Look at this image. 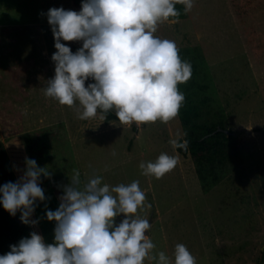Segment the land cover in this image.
<instances>
[{
    "label": "rangeland",
    "instance_id": "rangeland-1",
    "mask_svg": "<svg viewBox=\"0 0 264 264\" xmlns=\"http://www.w3.org/2000/svg\"><path fill=\"white\" fill-rule=\"evenodd\" d=\"M246 1L194 0L186 19L163 22L154 33L175 41L199 66L195 80L207 86L200 97L209 99V118L222 119L229 133L250 132L233 138L240 165L229 166L220 182L203 188L192 159L171 143L184 136L179 112L167 124L129 127L106 124L99 113L81 120L78 102L69 108L45 96L56 51L47 12H78L70 0H0V141L8 169L16 177L14 151L51 174L40 177L46 200L37 202L32 214L38 223L25 224L31 232L46 245L54 243L55 222L45 213L59 207L63 186L77 170L81 186L92 176L110 187L139 181L151 207L137 214L151 225L146 235L155 244L152 255L164 252L174 262L175 247L183 244L196 264H258L264 250V0L250 6ZM61 43L73 53L82 47V42ZM162 153L178 157L175 168L161 179L143 175L140 163ZM123 219L116 217L114 226ZM144 264L156 261L146 258Z\"/></svg>",
    "mask_w": 264,
    "mask_h": 264
},
{
    "label": "clouds",
    "instance_id": "clouds-1",
    "mask_svg": "<svg viewBox=\"0 0 264 264\" xmlns=\"http://www.w3.org/2000/svg\"><path fill=\"white\" fill-rule=\"evenodd\" d=\"M190 11L194 0H83L79 12L52 8L47 12L55 53L54 78L47 81L46 97L72 108L78 118H102L115 110L122 125L167 124L179 112L184 95L178 85L191 77V64L183 61L175 41L154 35L163 22L178 23L176 5ZM64 42H82L73 53ZM94 81L85 86V82ZM187 148V141H171ZM178 164L177 156L162 153L154 162H141L142 174L161 179ZM20 179L0 186V205L10 215L20 212L23 224L32 220L37 202L46 200L40 177L51 174L25 158ZM139 181L110 187L92 176L81 186L80 172L63 186L59 207L47 210L55 222L54 243L45 244L32 232L0 256V264H196L187 247L177 244L174 262L164 252L152 255L155 244L146 235L151 225L138 209L150 208ZM124 219L114 226L115 218Z\"/></svg>",
    "mask_w": 264,
    "mask_h": 264
},
{
    "label": "trees",
    "instance_id": "trees-1",
    "mask_svg": "<svg viewBox=\"0 0 264 264\" xmlns=\"http://www.w3.org/2000/svg\"><path fill=\"white\" fill-rule=\"evenodd\" d=\"M71 5L78 12L81 10L83 0H70ZM252 0L246 1V6H250ZM177 11L180 15L175 18L184 20L187 18V12L184 6L177 4ZM183 61H188L185 53L179 51ZM191 64V80L179 84V91L184 95V101L179 109V120L184 132V136L178 142L187 141V148H175L178 154L183 157L189 156L195 164L196 173L203 188L220 182L224 172L229 166L240 165L239 152L233 143V137L229 135L225 123L222 119L213 120L209 118V99L200 97L207 86L202 85L195 80L198 74L199 66L193 62ZM91 79L85 82V86L93 83ZM98 113L101 114L98 110ZM102 115V114H101ZM119 120L111 110L106 114L104 122ZM135 129V128H133ZM11 160L16 171V177L8 169V157L3 143L0 141V186L8 182H16L23 175L24 158L22 152H10ZM59 196V195H58ZM31 230L28 226L21 223L17 217L10 215L0 205V256L7 254L10 246L18 245L23 238H29ZM264 263V250L261 251V257L258 264Z\"/></svg>",
    "mask_w": 264,
    "mask_h": 264
},
{
    "label": "water",
    "instance_id": "water-1",
    "mask_svg": "<svg viewBox=\"0 0 264 264\" xmlns=\"http://www.w3.org/2000/svg\"><path fill=\"white\" fill-rule=\"evenodd\" d=\"M241 133L249 134L250 132L247 129H241L237 132H230L229 135H231L233 138L239 136Z\"/></svg>",
    "mask_w": 264,
    "mask_h": 264
}]
</instances>
